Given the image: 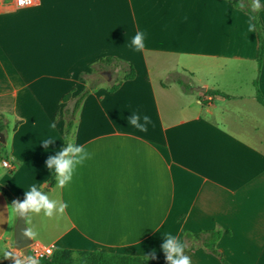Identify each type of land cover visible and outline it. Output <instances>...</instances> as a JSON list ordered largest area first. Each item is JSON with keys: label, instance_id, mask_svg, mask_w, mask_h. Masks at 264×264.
Instances as JSON below:
<instances>
[{"label": "crops", "instance_id": "0c3cea01", "mask_svg": "<svg viewBox=\"0 0 264 264\" xmlns=\"http://www.w3.org/2000/svg\"><path fill=\"white\" fill-rule=\"evenodd\" d=\"M237 1L264 27V0L259 9L255 0ZM137 32L145 34L142 52L131 47ZM258 50L252 15L229 0H39L0 11V113L7 119L0 186L22 202L35 184L68 204L54 218L29 213L32 245L18 250L19 215L10 214L14 201L0 188V264L46 246L169 264L162 249L169 232L185 244L192 264H223L194 237L215 230L223 232L217 249L228 263L264 264ZM106 57L132 64L136 77H122L111 92L117 83L109 84L106 70L120 68H101ZM173 74L188 78L192 90ZM94 83L66 138L68 110ZM131 112L151 117L147 132L128 125ZM49 137L56 141L46 148ZM68 143L83 145L91 158L71 184L57 188L46 161Z\"/></svg>", "mask_w": 264, "mask_h": 264}, {"label": "clouds", "instance_id": "9594fccd", "mask_svg": "<svg viewBox=\"0 0 264 264\" xmlns=\"http://www.w3.org/2000/svg\"><path fill=\"white\" fill-rule=\"evenodd\" d=\"M259 0L254 3V8L259 9ZM249 25V31L252 30ZM145 34L137 32L131 40V47L135 52H142L145 48ZM9 120L15 117L12 114H6ZM128 125L136 128L140 132H147L148 125L152 124L151 117L131 112V116L127 118ZM51 128H55V124H50ZM56 140L49 137L42 144L46 146L53 144ZM91 158V153L83 145L68 143L66 148L56 150L55 155H51L47 161V168L55 174V187L65 188L73 182L74 174L79 166ZM25 199L20 202H14L10 205V214L16 216L28 215L29 213L40 214L41 212L47 218H54L62 215L68 207L66 202H60L49 198V195L40 190L33 184L25 191ZM164 242L162 244L163 252L169 264H192L191 257L185 254V244L175 234L171 232L163 235ZM8 255H11L10 253ZM31 264H40L35 256L27 258ZM15 264H25L21 259H15Z\"/></svg>", "mask_w": 264, "mask_h": 264}, {"label": "trees", "instance_id": "16d2710c", "mask_svg": "<svg viewBox=\"0 0 264 264\" xmlns=\"http://www.w3.org/2000/svg\"><path fill=\"white\" fill-rule=\"evenodd\" d=\"M236 7L242 8L248 11L255 23L258 37H259V50L257 56L258 68L260 70L263 63L264 56V27L258 19L257 14L246 7L244 2H240L237 0H229ZM100 67L107 65H112L116 68H120L123 71L124 76L123 80H132L136 77V71L132 64L123 61L122 59L115 57H106L102 58L99 61ZM174 79L182 86L184 91H191L192 86L189 82V79H184L179 74H173ZM96 83L91 85L88 89H86L82 94H80L74 102V106L72 110H68V120H67V128L65 132V137L67 138L70 134L71 128L73 126L74 120L73 117L76 115L77 110L80 108L82 102L85 98L90 94L91 90L94 88ZM121 84V81L115 85H112L110 88L111 92L116 91ZM255 88H256V99L257 101L264 106V96L259 89L258 79H255ZM221 94H224L220 92ZM225 95V94H224ZM71 97V94L68 93L63 97V100L66 102ZM7 130V119L3 113H0V132L6 133ZM3 144L0 143V146ZM55 174L52 173L50 178V185L53 186L55 184ZM1 190L5 193V195L12 201L17 202L11 193L4 187L0 186ZM44 192V191H43ZM223 235L222 231H207L194 234V237L203 241L205 248L212 254L218 256L223 264H230L223 257L221 252L217 249V242ZM40 264H149L148 260L144 257L140 256H132V255H123L118 253L107 252L105 250L99 249L95 251H72L68 249L57 248L54 250L53 254L50 257H43L38 259Z\"/></svg>", "mask_w": 264, "mask_h": 264}, {"label": "built area", "instance_id": "2783aa9c", "mask_svg": "<svg viewBox=\"0 0 264 264\" xmlns=\"http://www.w3.org/2000/svg\"><path fill=\"white\" fill-rule=\"evenodd\" d=\"M38 3L39 0H0V11L33 7ZM2 164L9 170L14 169V166L11 165V163L7 159H3ZM53 252L54 248L52 246L35 247L33 250V256H35L37 259L50 257Z\"/></svg>", "mask_w": 264, "mask_h": 264}, {"label": "water", "instance_id": "95a60500", "mask_svg": "<svg viewBox=\"0 0 264 264\" xmlns=\"http://www.w3.org/2000/svg\"><path fill=\"white\" fill-rule=\"evenodd\" d=\"M103 77L110 79L107 73H103ZM197 91H205L204 87H194ZM6 142L5 133L0 132V143L4 144ZM27 215L18 216V220L15 226V236H14V247L18 250H23L32 245V238L29 228L26 223ZM21 260L27 261L26 257H22Z\"/></svg>", "mask_w": 264, "mask_h": 264}, {"label": "rangeland", "instance_id": "374dc122", "mask_svg": "<svg viewBox=\"0 0 264 264\" xmlns=\"http://www.w3.org/2000/svg\"><path fill=\"white\" fill-rule=\"evenodd\" d=\"M245 1H246L247 5H249V6L253 2L252 0H245ZM255 2H256V0H255ZM100 72H105V70H101ZM100 72H99V74H100ZM106 72H108L111 75V79L109 81L110 85L117 83L123 77V72L120 71L119 69L116 70L115 68L110 67V68H108V70H106ZM100 78L102 79L103 82H107L102 76ZM89 80H90L89 82H91L92 78ZM4 150H5V147L3 145L0 146V156H1V154L4 153ZM2 169H4V168L0 165V171Z\"/></svg>", "mask_w": 264, "mask_h": 264}]
</instances>
